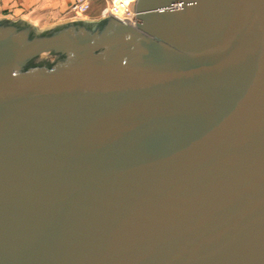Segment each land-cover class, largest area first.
<instances>
[{
	"label": "water",
	"instance_id": "obj_1",
	"mask_svg": "<svg viewBox=\"0 0 264 264\" xmlns=\"http://www.w3.org/2000/svg\"><path fill=\"white\" fill-rule=\"evenodd\" d=\"M0 18V264H264V0Z\"/></svg>",
	"mask_w": 264,
	"mask_h": 264
},
{
	"label": "crops",
	"instance_id": "obj_2",
	"mask_svg": "<svg viewBox=\"0 0 264 264\" xmlns=\"http://www.w3.org/2000/svg\"><path fill=\"white\" fill-rule=\"evenodd\" d=\"M73 3L74 0H0V18L24 20L35 26L55 25L67 21ZM92 16V20L98 19L96 14Z\"/></svg>",
	"mask_w": 264,
	"mask_h": 264
},
{
	"label": "rangeland",
	"instance_id": "obj_3",
	"mask_svg": "<svg viewBox=\"0 0 264 264\" xmlns=\"http://www.w3.org/2000/svg\"><path fill=\"white\" fill-rule=\"evenodd\" d=\"M89 3L90 5H89L87 12L84 14H80L79 16H76L73 13H71V9H70L69 15H67V18H68L67 21L68 20H92L91 18L93 17L92 14H96L97 16L95 17H98V19H94V20H101L102 18L106 17V11L104 12V10L108 8V6L112 3V0H91L89 1ZM50 26H53V25H50L49 23H43V24L37 25L36 27L38 29H44Z\"/></svg>",
	"mask_w": 264,
	"mask_h": 264
},
{
	"label": "built area",
	"instance_id": "obj_4",
	"mask_svg": "<svg viewBox=\"0 0 264 264\" xmlns=\"http://www.w3.org/2000/svg\"><path fill=\"white\" fill-rule=\"evenodd\" d=\"M89 1L91 0H74V3L71 8V13L76 16L86 13L90 5ZM114 6L115 4L112 0V3L108 6V8L104 10V12L106 11V16H109V13Z\"/></svg>",
	"mask_w": 264,
	"mask_h": 264
}]
</instances>
